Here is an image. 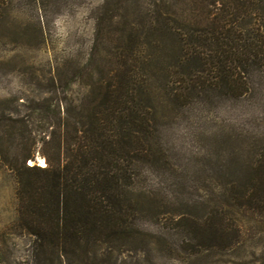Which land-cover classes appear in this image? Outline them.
Masks as SVG:
<instances>
[{
    "label": "rangeland",
    "instance_id": "1",
    "mask_svg": "<svg viewBox=\"0 0 264 264\" xmlns=\"http://www.w3.org/2000/svg\"><path fill=\"white\" fill-rule=\"evenodd\" d=\"M159 2L0 0V264L4 256L7 263L34 264V238L16 229L19 177L37 179L23 172V161L45 169L43 147L55 153L64 134L71 148L76 138L83 141L87 110L101 102L90 94L91 87L101 71L117 66L118 38L106 34L107 21L100 26L107 36L98 40L101 18L106 10L118 9L119 19L142 21L145 32L146 14ZM158 35L171 49L169 37ZM169 52H158L164 70L155 68L150 80L149 103L156 107L147 139L150 156L133 165L134 227L142 235L131 245L151 253L120 256L117 264H227L180 250L189 240L226 244L233 226L246 251L236 263L264 264V173L258 170L264 159L263 75L253 73L242 97L207 91L174 100L171 91L184 85L174 82L182 70ZM66 118L71 127L64 133ZM234 182L246 197L252 188L263 203L236 204L229 195ZM11 230L15 236H9Z\"/></svg>",
    "mask_w": 264,
    "mask_h": 264
},
{
    "label": "trees",
    "instance_id": "2",
    "mask_svg": "<svg viewBox=\"0 0 264 264\" xmlns=\"http://www.w3.org/2000/svg\"><path fill=\"white\" fill-rule=\"evenodd\" d=\"M152 9L145 32L142 21H125L118 18V9L106 10L98 40L107 33L118 38L113 47L117 66L101 71L91 87L90 94L101 102L87 110L83 143L78 137L71 148L64 134L55 153L42 148L45 169L22 163L23 172L37 179L19 177L16 229L34 238V264H117L120 256L151 253L131 245L142 235L134 227L138 208L131 189L133 165L150 156L147 139L156 109L149 103L150 80L154 69L162 72L165 65L161 56L157 60L159 53L172 52L182 70L174 82L184 89L171 91L174 100L207 91L238 98L249 92L253 73L264 78V0H160ZM157 33L169 37L171 49L161 45L165 38ZM63 124L65 133L70 119ZM259 163L264 173V159ZM250 190L246 197L234 182L229 195L239 206L261 205L263 200ZM240 238L233 226L226 244L189 240L180 251L198 260L237 264L246 252Z\"/></svg>",
    "mask_w": 264,
    "mask_h": 264
}]
</instances>
